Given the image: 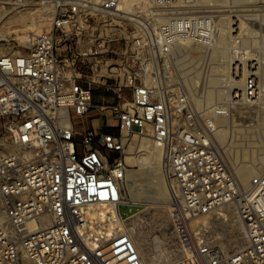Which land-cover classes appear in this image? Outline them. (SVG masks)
<instances>
[{"label":"built area","instance_id":"2783aa9c","mask_svg":"<svg viewBox=\"0 0 264 264\" xmlns=\"http://www.w3.org/2000/svg\"><path fill=\"white\" fill-rule=\"evenodd\" d=\"M184 1L144 0L125 13L121 0H0V29L10 13L25 24L38 2L51 8L50 25L28 33L22 49L0 35V146L9 148L0 152V264H171L144 255L131 238L137 211L119 213L129 204L123 152L134 133L163 146L179 190L169 219L184 264H264V171L240 186L214 120L257 105L258 78L203 116L183 93H167L164 79L153 88L146 81L176 43L210 42L214 16L184 13ZM111 16L132 26L122 43L107 28L102 36ZM237 225L245 241L228 249Z\"/></svg>","mask_w":264,"mask_h":264},{"label":"rangeland","instance_id":"374dc122","mask_svg":"<svg viewBox=\"0 0 264 264\" xmlns=\"http://www.w3.org/2000/svg\"><path fill=\"white\" fill-rule=\"evenodd\" d=\"M192 1L193 0H191V1L186 0L183 2V5L191 4ZM221 1L218 0L216 2V7L214 6V8H213V5H205V4H203V5L200 4V6L194 5V7L197 8V9H194V10H196L194 12H197L198 14H203V15H205V14H207V15L212 14L213 15L214 14L213 16H215V14L218 13V17L219 16L225 17V15H227L226 17H229L230 19H232L231 21H234L235 25H232L231 21H230V24H228L230 27H233V28H236V26H238V27L243 26L239 21L236 20V19H238L236 15H241L242 13L243 14H245V13L258 14L259 13L258 14L259 16H256V17H258L257 18L258 22H259L258 24L261 25V22H260L261 18L260 17L263 18L262 23L264 21V15H263L264 11L262 10V8L264 9V0H261V1L260 0H248V2H247V0H245L246 2H244L243 0L242 1L239 0L240 3L237 2L238 0L237 1L236 0H223L222 2ZM244 3H246V4H244ZM158 5L155 4L154 6L158 7ZM246 5H248V6H246ZM47 6L48 5L41 4L40 2L35 4V6H33L34 10H36L35 16H37V14H38L37 12H39L41 10H43V12H44V9ZM204 6H206L207 8H205ZM209 6H212V7H209ZM249 7H251L250 8L251 12H248ZM45 11L48 12V10H46V9H45ZM199 11H201V12H199ZM220 11L222 14L220 13ZM10 14H9V16L7 15V17L5 18V21L3 24V30H6V29L10 30L11 28L18 27L17 32H21L19 34H21L24 37H25V35H28L29 32L36 31L34 26L37 24V21H36L37 18L35 16L31 21H29V19L28 20L26 19V21H25L26 23L23 24L24 21H22L20 17L18 18L16 15L14 17V15H12V13H10ZM27 21H29L28 24H27ZM101 27L103 28L102 36L105 35L104 28H107V29L114 32L113 37L118 39V40H116V42H113V43H117L118 41H120L122 39V37H124V35H131V31H132V26L130 24H128L126 21H123L120 18L113 17V16L104 18V21L102 22ZM252 27H253L254 33H255L254 36H252V38L254 37V39L248 37L249 39L246 38V41H243L244 42L243 43L242 39H241V38H243L242 35H241L242 37H240V35H234V36L240 37V39L237 38L238 39L237 44L238 43L240 44L239 45L240 51H237L235 49V45H234L235 41L232 42L231 44L224 45L225 47L224 46L223 47H224V49L227 47L226 49H228V54H230L228 56L229 57L228 61L236 62L238 59L241 60V61H237V62H242L241 65L243 67L244 76L247 75V76H245V78L249 79L248 74L250 75V77L252 76V74L256 75V77L258 76L257 78H259V79L261 77L263 82L262 81L260 82V80H259V82H260V88L262 89V86L264 85V76H263V71L262 72H259V71H261L260 69L264 68V63H263L264 59L261 61L262 57H264V55H263L264 54V48H263L264 44L262 42L261 32L258 30L257 26L252 25ZM45 28H47V27L42 26V29H45ZM260 30H261V28H260ZM99 31L100 30L97 29L93 36L98 37L100 34ZM231 32H233V31L231 30L229 35L233 37V35H231L233 33H231ZM15 34L13 33L12 34L13 36L10 35L11 37H9V36L7 37V39H9V41H7L5 43V46H9L11 48L13 45H15V47L12 48L13 50L22 49L23 48L22 43L24 42V40H23L24 37L22 38V36H21L18 38L17 37L13 38ZM244 37H247V35H245ZM255 37L256 38L258 37V38L256 39ZM257 42H258V44H257ZM120 43H122V41H120ZM260 43H261V45H260ZM231 45H232V47H231ZM242 46H244L246 49H244V47H242ZM233 49H235V50H233ZM249 49H251V51L252 50L253 51L247 56V54L249 53V51H248ZM260 49H262L263 52H262V50L260 52ZM246 50L248 52L247 54H246ZM254 50H257L258 52L256 51V53H255ZM202 53H204V51L198 49L194 45L187 44V46L182 48L181 51L175 50L172 53H170L171 56L169 55L167 57V59H169V61L167 62V66H170L169 70H174V67H176L175 64H178L179 61H181V62H183V61L187 62L188 61L189 66H192V64H193V66H194V64H195V66H197L198 64L200 66H202L200 63H198L196 65V63L200 61L199 56ZM238 53H239V56L236 55ZM252 53H255V54L259 53L260 57L258 58V56L256 57ZM240 54L241 55L243 54L242 57ZM180 55L181 56L186 55V56H184L183 60H182V58H180L181 59L180 60V59H178V57ZM234 55L237 56V58H235ZM250 55H252L253 58H254V56L256 59L258 58L257 61H255L256 60L255 58L254 59L250 58ZM176 56H178L177 61L175 60ZM244 56H245V58H244ZM191 57H192V59H191ZM197 57H198L199 61H196V60H198ZM193 59H195V60H193ZM247 59H248V62H250V64L247 63V61H246ZM189 60H191V63L189 62ZM195 61H196V63H195ZM258 61L260 62L259 64H257ZM253 62L256 64V66H253L254 70L252 71L250 69H251L252 65H255ZM261 63L263 64L262 68H260L262 66ZM163 65L164 64H161L159 62V65L157 66V68H154L153 75L156 79H158V78L163 79L162 75H165V73L163 74V71H164ZM199 65L197 66L198 68L200 67ZM257 65H259L260 67H258ZM255 67L257 68L256 70H255ZM206 75H207V72L205 73V76ZM226 84L229 85V81H227ZM228 85H226V86H228ZM198 92L200 94V91H197L196 93H198ZM170 93H171V91H170ZM261 96H262V99H261L262 101H260L261 103H258L255 106H239L238 108L235 107L232 115H229V118H228L229 125L232 124V125H235L236 127H240V128L242 127L241 129L243 130V131H238L239 134L241 132V136L238 135L237 131L232 132V130L231 131H230V129L228 130V139H226V141L229 140L230 134L232 136V134L234 133L233 134V141L234 142L231 145V152L226 151V148L229 146L227 143H226L227 145L225 143L223 145L222 142L221 143L219 142V144L217 142L219 150L221 151L222 155L226 158V160H227L229 166L232 168V170L234 169L235 165H241L242 162H243V164L249 163V160H246L247 156H244L243 161H242V157L240 156L242 154L240 153V150H242L244 148L248 150L251 148L252 149L251 152H253V154H256V151H253V149H256V148H252V147L253 146L255 147V145H257L259 143V141H260V143L258 145L264 146V126H263L264 125V110H263L264 109L263 108V106H264V94H261ZM109 98H106L107 99L106 101L110 100ZM226 100H227L226 101L227 103H230L229 95L227 96ZM100 101H101V96L95 95L94 102L99 103ZM184 101H185V104H188L191 106L193 105V103L186 96H185ZM192 107L194 108V106H192ZM198 109L199 108H196L197 111H199ZM241 115L242 116L244 115L243 118L241 117ZM239 117H241L242 119H244L246 121L243 120V122H241L242 119L240 120ZM253 117H255L256 120H254L255 118L253 119ZM247 118H248V120H247ZM99 119L101 121L104 120V118H101V117ZM87 124H89V123H87ZM78 128L81 129L82 125L81 124L78 125ZM246 128H248V129L252 128V129H251V131L249 130L248 132H245L244 130ZM134 134H137V133H134ZM134 134H133V137L130 139V143L128 144V146L125 148V151L123 152L124 157L127 154V152H130V154H132V155L138 154L140 146L143 142V136L144 135L141 137L139 134H137L136 136H134ZM249 134H251V135H249ZM243 135L245 137H243ZM145 136L147 137L148 135H145ZM148 138H151V137L148 136ZM250 139L252 140V142ZM216 141H218V140H216ZM247 143L249 144V146L247 145ZM252 143H255V144L251 145ZM5 144L8 145L7 142H5ZM144 144H146V143H144ZM8 150H9V148H7L5 146H0V152H4V151H8ZM232 150H234V151H232ZM236 150H238L239 152L237 153ZM256 150H258V149H256ZM161 151H163V148ZM248 151H249L248 152V158H249V156H251V154H250L251 152H250V150H248ZM257 153H258V151H257ZM234 158L237 160H234ZM127 164H128V170H127L128 173L126 174V178H125L124 201L125 200L127 201V200H129V198H132L134 196L133 192H130V191H132L133 188L136 189L137 191L139 189V193L142 196L143 195L144 196L142 197L141 195L138 194V196L142 200L139 203L121 204L119 206V213L122 217H126V216L130 215L132 212L137 211L130 216V220H129L130 221L129 230L132 231L133 234L136 236L137 246L144 253V255H148L149 257L150 256L156 257L158 255H162V257H164V259H166V261H168L171 264H184V260L177 256L178 251H177V248L175 246V236H174V233L172 231V226H171L170 219H169V211H170L171 206L173 204V200H172V197H171L169 191L166 190L168 183L170 181V176L167 174V172L165 170L164 161L162 159V152H161V156L159 157V160L157 162H153V160H151L148 163L143 164V165L142 164L140 165L138 163H136V164L135 163H133V164L127 163ZM260 169H262V168H260ZM156 182L158 184H160L161 187L166 188L165 189L166 190L165 191V197H164L163 201L166 202L167 204L165 203V205L162 207L159 206L161 204L158 203L157 198H155L156 193L154 191H156V188L158 187V184ZM131 186H133V188ZM150 192H151V194H150ZM145 195H146V197H145ZM157 203H158V205H157ZM229 215H231L230 217L232 220L233 216H232V213H230V210H229ZM219 229H220V226L217 224L216 230H215V232H213L215 236L219 235L218 234ZM235 231H236L235 236L239 237V240H242V238H240L241 227H239V226L236 227ZM235 236L232 239L225 242V246L228 249L233 248L232 243L234 242ZM233 245H235V242L233 243Z\"/></svg>","mask_w":264,"mask_h":264},{"label":"bare ground","instance_id":"6f19581e","mask_svg":"<svg viewBox=\"0 0 264 264\" xmlns=\"http://www.w3.org/2000/svg\"><path fill=\"white\" fill-rule=\"evenodd\" d=\"M189 1H191V0H189ZM217 1L218 0H193L192 1L193 4L191 3V4H188V5H185V7H183L182 10L185 11L184 13H197V12H194V11H196L194 9H197V8L194 7V5H199V6H200V4H202V5L203 4H205V5H213V8H214V6L216 7V2ZM243 1L246 2L245 0H243ZM143 2H144V0H121L120 8L125 13H132V12H135L139 7L142 6ZM237 2H239V0ZM247 2H248V0H247ZM244 4H246V3H244ZM246 6H248V5H246ZM204 7L207 8L206 6H204ZM209 7H212V6H209ZM250 8L251 7L248 8V12H251ZM45 9L48 10V12L45 11ZM45 9H44V12L41 9H40L41 11L37 12L38 14H37V16H35L37 18V20H36L37 24L34 26L36 31L29 32V35H31L32 33H36V32L41 31L42 26L48 27L50 25V19H51V12L50 11H51V8H50V6H47ZM168 10H170V11H168L166 14H168L169 16L172 15V14H176L175 12L173 13L171 8H168ZM262 10L264 11L263 8H262ZM145 11H148V9H146ZM199 12H201V11H199ZM220 13H221V11H220ZM258 14H249V13L243 14L242 13L241 15H236L237 18H238L236 20L239 21L243 26L242 27L236 26V28H233V27H230L228 25V24H230V21L232 19H230L229 17H226L227 15H225V17L224 16L223 17H220V16L218 17V13H217L214 16V21L215 20L216 21L214 22V26H215L214 30H213L212 34L210 35V39H209L210 42H207L206 44L205 43L203 44V42L202 43H188V42H184L183 41V42H178L175 45H173V47L171 49V53L173 51H175V50L181 51L182 48L187 46V44L194 45L198 49L204 51V53L200 54V56H199L200 57V61H199V59L197 57L198 60H196V61H199V62L196 63V61H195L196 65L198 63H200L202 65V66H200L198 64L201 68L200 67L198 68L197 67L198 65L195 66V64H194V66H193V64H192V66H189L188 65V61L187 62L179 61L178 64H175L176 67H174V70H169L170 66H167V62L169 61V59H167L165 57V59L163 61V64H164L163 65L164 66L163 67V69H164L163 74L165 73V75H162L163 76L162 78L165 81V88H167L166 89L167 93H170V91H171V93H177V94L180 93V92L183 93L193 103L192 106H194V108H199L198 110H199V113H200L201 116H203L204 114L210 113L212 111L211 110L212 106H215V105H224L225 106L227 104L229 105V103L226 102L227 101L226 100L227 96L229 95V98H230L231 97V91L234 88L238 87V86L242 87L243 86V82L247 81L248 79L245 78V76H247V75L244 76L243 67L241 65L242 62L228 61V58H229L228 56L230 54H228V49H226L227 47L224 49V47H225L224 45L231 44L232 42L235 41V40H232L234 35H233V37L229 35L231 30L236 32L237 35H240V37L243 36V38H241L242 42L246 41V38H248V37L252 38V36H254V34H255L252 25H256L258 30L261 32V38H262V42L264 44V21L262 23L263 18L260 17L261 20L260 19L259 20L261 22V25L258 24L259 23L258 19H257L258 17H256V16H259ZM168 15L159 16L156 20L159 21V22H162V21H164L167 18ZM231 22H232V25H235L234 21H231ZM260 28H261V30H260ZM13 32H14V34L16 33L13 38H16V37L18 38V37L22 36L21 34H19L21 32H17V31L15 32V30H13V29L12 30L11 29L10 30H7V29L3 30L2 28L0 29V35L2 37H4V38H6V37H8L10 35L13 36L12 35ZM29 35H25V37L22 36V38L24 37L23 40H27ZM245 35H247V37H244ZM240 37H238V39H240ZM252 39H254V37ZM257 44H258V42H257ZM260 45H261V43H260ZM231 47H232V45H231ZM242 47H244V46H242ZM263 48H264V46H263ZM244 49H246V48L244 47ZM262 49H260V52H261ZM233 50H235V49H233ZM248 51H249V53L246 50V54L248 53L247 56L253 50L251 51V49H249ZM254 51L256 53L257 50H254ZM262 52H263V50H262ZM255 53H252V54H254L256 57L258 56V58H259L260 57L259 53H257L258 55L255 54ZM236 55L239 56V53L236 54ZM242 55H241V57H242ZM184 56H186V55H182V56L180 55L179 57L176 56V58L175 57L174 58H175L176 61H177V57H178V59L182 58V60H183ZM255 56H254V58H255ZM234 57L237 58V56H235V55H234ZM244 58H245V56H244ZM250 58H253L252 55H250ZM191 59H192V57H191ZM248 59L246 61H247V63L250 64V62H248ZM257 59L255 61H257ZM263 59H264V57H262L261 61ZM193 60H195V59H193ZM189 62L191 63V60H189ZM259 63L260 62L258 61L257 64H259ZM263 63H264V61H263ZM253 66H256V64L252 65V67L250 69L252 71L254 70ZM257 66L260 67L259 65H257ZM262 67H263V64H262V66L260 68H262ZM256 69L257 68L255 67V70ZM260 70L261 71H259V72L263 71V76H264V68H262ZM206 72H207V75L205 76ZM233 73H235V75L240 76V77L238 79H234L233 78L234 77ZM146 78H147L146 81H147V84L149 85V87L153 88L154 85H156V83H157L156 82L157 79L154 77L153 74H148ZM248 78H250L249 74H248ZM258 80H260V82H261L262 81L261 77H260V79L258 78ZM227 81H229V85L226 84ZM226 85H228V86H226ZM197 91H200V94H199V92L196 93ZM261 94H264V85L262 86ZM260 101H262V100H260ZM259 103H261V102H259ZM263 108H264V106H263ZM243 116L241 115L242 118H243ZM241 117H239L240 120L242 119ZM228 118H229V116H220V115H215L214 116L215 122L219 125V128H218V130L215 133V137H216V140H218L217 141L218 144H219V142L220 143L222 142L223 145H224V143L225 144L227 143L229 146L226 148V151L227 152H229V151L231 152V145L234 142L233 141V134L234 133L232 134V136L230 134L229 140L226 141V139H228V130L230 129V131L232 130V132L233 131H237L238 132V131H243V130L241 129L242 127L241 128L240 127H236L235 125H232V124L229 125ZM254 118L255 117H253V119ZM243 120L244 119H242L241 122H243ZM247 120H248V118H247ZM254 120H256V118ZM244 121H246V120H244ZM251 129L252 128H249V129L246 128L244 131L248 132L249 130L251 131ZM136 135L137 134H134V136H136ZM238 135L241 136V132H240V134L238 132ZM244 135H243V137H245ZM249 135H251V134H249ZM251 142H252V140H251ZM144 143H146V144H144ZM259 143H260V141H259ZM254 144L255 143H252L251 145H254ZM258 144L255 145V147L254 146L252 147V148L258 149V150L253 149V151H256V154H253V152H251L252 151L251 148L248 149L251 152L250 153L251 156H249L250 159L248 158V152L249 151L247 149L244 148V149L240 150V153L242 154V155H240L242 157V161H243V157L244 156H247L246 160H249L248 164H243V162H242L241 165H235V167L233 169L234 173H235V175L237 177V180H238V182H239L241 187H246L248 185V182H249L250 178L253 175H255L258 172L264 171V146L258 145ZM247 145L249 146L248 143H247ZM162 148H163V146H162V144H161L159 139H154V138L151 139V138H148V136L146 137L144 135L143 136V142H142V144L140 146L138 154L132 155V154H130V152H127V154L125 155L124 159H125L126 163H129V164L138 163L140 165L141 164L143 165V164L148 163L151 160H153V162H157L159 160V157L161 156V152H162V159H163V151H161ZM232 151H234V150H232ZM257 151H258V153H257ZM236 152L238 153L239 151L236 150ZM234 160H237V159L234 158ZM260 168H262V169H260ZM127 173H128V171H127ZM131 187L133 188V186H131ZM163 188L164 187H161L160 184H158V187L156 188V191H154L156 193L155 198H157V200H158L157 202L161 204V205H159L160 207L164 206L165 203H166V202L163 201V199L165 197V191L166 190L169 191L173 202L178 201L179 190H178V187H177V185H176V183H175L173 178H170V181L168 183L167 189L166 188L163 189ZM130 192H133L134 196L132 198H129V200H127V201L125 200L126 202H128V203H139V202L142 201L140 199V197L138 196V194L141 195L139 193V189L137 191L136 189L133 188L132 191H130ZM150 194H151V192H150ZM145 197H146V195H145ZM158 203H157V205H158ZM229 210H230V213L234 214L233 209H229ZM238 226L242 227L240 225H237V227ZM128 232H129L131 238L133 239V241L135 242V244L137 245L136 236L133 234L132 231L128 230ZM232 238L233 237H231L230 239H232ZM240 238H242V240H239V237L235 236V238H234L235 245H233L234 242L232 243L233 248H236V247H238V246H240L241 244L244 243L245 235L243 233V229L241 230Z\"/></svg>","mask_w":264,"mask_h":264}]
</instances>
